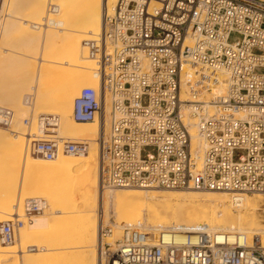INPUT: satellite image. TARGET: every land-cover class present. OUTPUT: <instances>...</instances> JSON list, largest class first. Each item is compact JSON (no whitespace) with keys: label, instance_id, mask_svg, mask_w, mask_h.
<instances>
[{"label":"built area","instance_id":"built-area-1","mask_svg":"<svg viewBox=\"0 0 264 264\" xmlns=\"http://www.w3.org/2000/svg\"><path fill=\"white\" fill-rule=\"evenodd\" d=\"M232 34L239 39L230 41ZM82 44L94 62L97 88L80 90L71 118L101 121L107 98L108 132L95 141L100 188L264 197V1L116 0L98 36ZM221 76L224 89L210 95L208 116L193 99L211 94ZM185 108L197 118L199 164ZM12 118L10 109L0 107V127L9 128ZM37 123L41 137L30 141L27 151L53 158L57 120L41 115ZM60 146L74 155L87 149L84 142L60 141ZM40 211L34 200L25 202L26 218ZM19 224L15 218L0 222L2 245L13 242ZM110 234L111 228L99 226L105 264H264L258 242L239 246L203 226L179 240L123 229L111 250L102 242Z\"/></svg>","mask_w":264,"mask_h":264},{"label":"bare ground","instance_id":"bare-ground-1","mask_svg":"<svg viewBox=\"0 0 264 264\" xmlns=\"http://www.w3.org/2000/svg\"><path fill=\"white\" fill-rule=\"evenodd\" d=\"M47 1L52 3L45 10ZM15 2H11V9ZM23 3L25 6L26 2ZM115 3L116 0H33L27 2L28 7L23 10L27 16L21 11L19 18L16 16L18 13L12 10L11 14L7 13V19L0 22V46L6 38L20 43L19 48L16 44L11 50L0 47V107H9L13 112L10 129L0 131V222L15 216L16 222L21 224L17 229V239L14 229L13 242L0 243V264H68L72 259L78 264H105L106 259L100 258V254L98 256L101 250L99 240L98 250L95 247L98 239L95 208L101 205L102 216L105 217L108 199H111L112 214L120 229L137 228L151 237L168 233L179 240L184 234H194L203 226L206 232L225 235L228 242L239 246L250 247L257 241L264 255L262 195H241L234 200L226 193L171 191L156 198L149 193L126 189L123 193L116 191L108 195V190L100 188L95 141L102 133L106 136L108 132L107 98L101 121L99 118L76 123L71 118V108L80 90L97 88L94 62L87 56L82 42L98 36L104 14H111ZM52 77H55L54 81L60 77V83L62 80L66 83L53 89L50 87L54 85L50 83ZM8 78L11 82H7ZM218 81L214 93L202 92L193 99V102L202 103L208 116L213 112L208 103L210 95L219 94L224 89V77ZM34 84L36 94L32 91ZM184 93L185 89H181L182 98H185ZM21 104L28 109L30 119L17 124L15 112H25ZM32 110L36 115H51L57 120L54 132L58 151L53 158L34 157L27 151L29 141L41 137L37 123L39 116L34 122ZM190 111V108L184 109V122L188 125L191 149L196 151L199 164L201 141L195 129L197 118L189 117ZM60 141L84 142L87 144L86 152L77 155L64 153ZM27 200H34L41 210L39 214L44 212V221L38 217L26 218L23 205ZM48 208L49 212L45 213ZM69 218L76 224L75 233L71 235V239L77 242L76 248L56 247L55 234L47 240L50 244L45 241V236H35L55 222L64 223ZM76 233H79L78 237ZM112 238L113 229L102 241L114 248L120 238L114 241Z\"/></svg>","mask_w":264,"mask_h":264},{"label":"rangeland","instance_id":"rangeland-1","mask_svg":"<svg viewBox=\"0 0 264 264\" xmlns=\"http://www.w3.org/2000/svg\"><path fill=\"white\" fill-rule=\"evenodd\" d=\"M17 2H15V0H14V2L15 3H13V4H15L14 6L12 5V7L15 9V11H14V9L12 8L11 9V2H13V0H0V22H3V21H5L6 19H7V15L8 14H11V12H12V10H13V12H17L18 13V15H16L17 17H19L20 18V16H19V14H21L20 12L22 11L23 13H24V15L25 16H27L26 15V12H24L23 10H25V6H27L28 4H27V2L29 3V1H33V0H21L20 2L21 3H25L26 2V5L24 6V5H22L20 2H19V0H16ZM3 4H2V3ZM9 3V4H8ZM23 3V4H24ZM52 3V2H51ZM51 3H48V1H47V4H46V6H45V10H47V7H48V5H50ZM22 6H21V5ZM31 4H32V2H31ZM8 5L10 6L9 8H8ZM28 7V6H27ZM31 7V6H30ZM29 7V8H30ZM7 8V9H6ZM23 8V9H22ZM6 9V10H5ZM11 9V10H10ZM22 9V10H21ZM4 10V11H3ZM8 10L10 11V13L8 12ZM7 11V12H6ZM26 11V10H25ZM29 12V11H28ZM46 12V11H45ZM8 13V14H7ZM6 14V15H5ZM22 15V14H21ZM23 15V16H24ZM24 16V17H25ZM3 17V18H2ZM26 18V17H25ZM25 18H23V20L25 19ZM59 19V18H58ZM26 20V19H25ZM2 25V24H1ZM46 28H44V29H42L43 31L45 30ZM4 39V38H3ZM236 39H239V36L238 35H235V34H232L231 36H230V41L231 40H236ZM1 40V39H0ZM2 43H4L3 45H1L0 47L1 48H4V49H8L9 48V50H11V49H13V48H11V47H16V44H18L17 46H18V48H19V44L20 43H18V41H14L13 42V39H8V38H6V39H4L3 41H1ZM14 44V45H13ZM18 48H16V49H18ZM19 51V50H18ZM0 52H2V50L0 49ZM59 57H61V56H59ZM54 59H57L56 58V56L54 57ZM36 65H38V62L36 63ZM54 78L55 77H52L51 79H50V83H53L54 85H56V87L54 86V85H50V87L52 88L53 87V89L55 88H58V86H60V84H65L66 83V81L64 82V80H62L63 81V83H60L61 82V79H60V77H57L58 78V82L57 81H54ZM8 81H10L11 82V78L9 79L8 78V80H7V82ZM33 90L32 89H30V91L32 90V91H34V94H36V88H35V84L33 85ZM30 91H28V93L30 92ZM25 94H26V92H25ZM1 106V105H0ZM3 106V105H2ZM21 106H22V104H21ZM4 107H6V106H4ZM9 108V107H8ZM21 108H23V111H25V112H21V114L20 113H18V111L17 112H15V110L14 109H12L14 112H15V114H16V120L15 121H18V122H15V123H19V121L21 122V123H24V120L25 119H30V116H28V109H26V108H24L23 106L21 107ZM10 110H11V108H10ZM104 110V109H103ZM24 115H23V114ZM104 113H105V110H104ZM22 115V116H21ZM26 115V116H25ZM40 115V114H39ZM39 115H36V113H34L33 112V110H32V117L34 118L33 119V121L35 122L36 121V117L37 116H39ZM18 119V120H17ZM21 119V120H20ZM106 122H107V124H108V119H106ZM23 125V124H22ZM10 129V128H9ZM8 128L6 129V128H2V127H0V131H6V130H9ZM13 129V128H12ZM9 133V132H8ZM28 132H26V134H27ZM58 133V132H57ZM9 134H11V132L9 133ZM13 135H15V134H13ZM58 136H59V134H58ZM27 138H28V136H27ZM89 139H91V138H89ZM97 139V138H96ZM95 139V140H96ZM89 141H87V143H88ZM29 143H30V141H29ZM29 143H28V145H29ZM89 145H90V142H89ZM89 148H90V146H89ZM65 155V154H64ZM34 157H37V156H34ZM18 178H20V177H18ZM1 180V179H0ZM2 185V183L0 182V187H2L1 186ZM123 189H126V190H129V191H138V192H141V193H149V195L151 194V195H154V196H156V198L158 197H161L163 194H165L166 192L167 193H169V192H171L172 190H141V189H133V188H121V189H106V190H108V195H110L111 193H117V192H121V193H123ZM122 190V191H121ZM112 191V192H111ZM117 191V192H116ZM148 191V192H147ZM150 191H154V192H150ZM172 192H196V191H190V190H183V191H177V190H174V191H172ZM199 193H205V192H199ZM162 194V195H161ZM255 195H260V194H248L247 196L248 197H253V196H255ZM262 198H263V206H264V197L262 196ZM156 202H158V200L156 199L155 200ZM111 203V199L109 200H107V204H106V211H105V217H104V215L102 216V209H101V205H98V208L96 207L95 208V213H97V214H95V218H97V222H98V229H99V226L101 225V226H107V227H109L110 228V226L112 227L111 229H113V238H112V240L114 241V240H117V239H119L120 238V235H121V231L124 229V228H119L118 226H119V224H118V222H117V220L114 218V216H113V214H112V204H110ZM24 206V205H23ZM24 208V207H23ZM98 209V210H97ZM47 211V212H46ZM45 211V213H48L49 212V208L47 209ZM100 211V212H99ZM43 213L44 212H42L41 214H39V215H36V216H34V217H32V218H30V220H32V219H34V218H40L39 220H41V221H44V219H46V218H44L43 216ZM113 216V217H112ZM103 218V220H102V218ZM10 219H7V220H11V218H16L15 216H12V217H9ZM114 218V219H113ZM72 219V218H71ZM70 218H69V221L67 220L66 222H64V223H59V222H55L54 224H52L46 231H43V233L41 232V233H39V234H37V235H35V236H41L42 237V235L43 236H45V241H47L48 239H50V238H53L54 236L56 237L55 239H57L58 240V238L59 237H61V238H59V240L57 241L56 240V242L54 243V245L57 247H59V246H61V247H65V248H73L74 249V247L76 248L78 245H77V242L76 241H74L73 240V238L71 239V237H73V236H71L72 234H74L75 233V229H76V224H75V220L73 219L72 220V222H70V220H71ZM6 220V219H5ZM4 219L2 220V221H5ZM102 220V221H101ZM104 221V222H103ZM67 222H69V224H67ZM101 222H103V223H101ZM116 222V223H115ZM64 224V225H63ZM118 224V225H117ZM20 226H21V224L15 229V239H17V229H19L20 228ZM54 229V230H53ZM57 231H56V230ZM54 232H53V231ZM52 231V232H51ZM67 231V232H66ZM70 231V232H69ZM62 232V233H61ZM97 232H98V230H97ZM51 233V234H50ZM58 233V234H57ZM64 233V234H63ZM68 233V234H67ZM55 234V235H54ZM54 235V236H53ZM62 235V236H61ZM97 235H98V233H97ZM53 236V237H52ZM70 236V237H69ZM76 236L78 237L79 236V233H76ZM67 238V239H66ZM97 238H98V236H97ZM40 239V238H39ZM98 240H99V238L98 239H96V241H95V247H96V250H98L97 249V246H98ZM41 241H43L44 242V240L43 239H41ZM65 241V242H64ZM74 241V242H73ZM51 242V241H50ZM66 243L65 245H64V243ZM71 242H72V244H71ZM103 242V241H102ZM257 242V241H256ZM46 243V242H45ZM47 243H49L48 241H47ZM57 243H59L58 245H57ZM13 244H15V243H13ZM50 244V243H49ZM104 244V243H103ZM258 244V243H257ZM64 245V246H63ZM110 250H111V247H110ZM75 251L76 250H74L73 251V253H75ZM103 251H105L106 252V247L103 249ZM67 252H71L69 249H68V251ZM99 252V251H98ZM37 255H35L34 256V258L37 260V258H38V261H39V257L37 256ZM98 256H99V253H98ZM103 257V256H102ZM98 259H99V257H98ZM73 260V261H72ZM71 261H70V263H68V264H78V262H76L75 261V259H72ZM99 261H100V263H101V260L99 259ZM12 262V261H11ZM10 262H8V264H9Z\"/></svg>","mask_w":264,"mask_h":264}]
</instances>
